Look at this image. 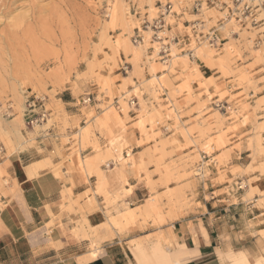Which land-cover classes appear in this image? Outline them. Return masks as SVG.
Instances as JSON below:
<instances>
[{"label": "rangeland", "instance_id": "obj_1", "mask_svg": "<svg viewBox=\"0 0 264 264\" xmlns=\"http://www.w3.org/2000/svg\"><path fill=\"white\" fill-rule=\"evenodd\" d=\"M197 2L18 0L0 17V208L10 186V155L34 146L53 119L66 132L68 116L60 113L57 98L70 92L79 104L89 95L92 101L84 105L96 103L97 113L77 125L62 161L80 173L91 174L93 167L99 175L109 170L110 159L122 167L132 164L150 191L143 205L125 207L101 226L110 239L123 234L118 241L125 242L129 264H192L177 239L179 229L192 228L201 210L206 213L202 203L227 195L225 186L236 178H243L237 194L247 189L245 201L264 212V0H253L254 22L245 25L223 22L220 12ZM168 3L175 13L166 17L170 34L190 36L193 57L174 45L169 56H157L146 22ZM195 24L198 33L217 30V49L194 43ZM137 29L144 30L143 44L134 42ZM24 92L44 100L45 121L32 128L26 125ZM130 113L136 115L142 151L134 156L128 148L125 159L104 155L90 137L112 116L128 119ZM80 141V149L93 148L91 155H80ZM68 142L63 134L61 144ZM240 154L245 167L235 165ZM212 183L223 189L212 194ZM220 214L221 245L210 258L218 264H264V214L248 223L246 234L231 226L241 209Z\"/></svg>", "mask_w": 264, "mask_h": 264}, {"label": "crops", "instance_id": "obj_2", "mask_svg": "<svg viewBox=\"0 0 264 264\" xmlns=\"http://www.w3.org/2000/svg\"><path fill=\"white\" fill-rule=\"evenodd\" d=\"M57 99L61 103L60 113L68 116L66 132L53 119L50 127L36 137L34 146L12 153L8 159L10 186L4 188L6 194L1 198L0 208V264H129L122 245L125 242L118 241L123 234L110 239L109 231L101 226L110 217L124 212L125 207L143 205L150 191L144 181H138L137 169L132 164L122 167L120 160L110 159L109 170L103 168V175H99L93 167L91 174L88 169L80 173L75 165L62 161V151L70 150L77 125L81 126L92 112L97 113V108L96 103L79 104L70 92L61 93ZM135 117L134 113L128 119L123 114L118 119L112 116L108 125L94 131L90 139L98 142L104 155L116 159L121 155L125 159L131 148L135 149L132 152L135 156L143 149L137 145L140 134L132 121ZM118 120L123 126H119ZM63 134L70 139L65 145L61 144ZM110 140L114 144L110 145ZM78 145L81 156L93 153L91 146L82 150L81 141ZM241 155L235 165L245 167ZM242 181L243 178H236L230 186H225L229 187L227 195L212 196L208 204L201 202L209 216L202 209L192 228L183 225L179 229L177 239L192 264H218L210 255L221 245L217 241L224 229L219 224L224 218L220 211L237 214L241 209L243 214L238 215V224L231 226L234 230L241 229L242 234H246L249 222H256L264 214L254 202L245 201L247 189L237 194L242 190ZM98 185L100 193H96ZM210 187L214 188L212 194L223 189L216 183Z\"/></svg>", "mask_w": 264, "mask_h": 264}, {"label": "built area", "instance_id": "obj_3", "mask_svg": "<svg viewBox=\"0 0 264 264\" xmlns=\"http://www.w3.org/2000/svg\"><path fill=\"white\" fill-rule=\"evenodd\" d=\"M259 1L263 2V0ZM252 2L253 0H201V2H197V7L205 5L206 7L217 10L220 12L221 21L223 22L234 20L239 25H245L248 20L250 23L254 22L253 9H255V7L252 6ZM171 8V4L168 3L163 7L158 18H156L152 23L144 21L147 23L146 27H148L152 32V43L158 44L157 56L161 59L169 56L171 46L174 45L180 53H185L189 58L193 57V50L189 48L191 46V37L188 35L182 36L170 34V25L167 23L166 17L169 15H175ZM195 26H197V24L192 26V30H194L192 31L194 43H208L210 47L217 49L219 44H221V39L218 36L217 30L213 29L206 34H202L201 32L198 33ZM142 31L144 30L137 29L134 37L135 43L143 44L144 39L141 33ZM24 97L26 107V125L31 128L40 125L45 121L46 117L43 104L44 100L30 95L27 92H24ZM91 101L92 98L88 95L83 99L82 103L86 104ZM131 104H134V101H132Z\"/></svg>", "mask_w": 264, "mask_h": 264}, {"label": "bare ground", "instance_id": "obj_4", "mask_svg": "<svg viewBox=\"0 0 264 264\" xmlns=\"http://www.w3.org/2000/svg\"><path fill=\"white\" fill-rule=\"evenodd\" d=\"M18 0H0V17L10 14L12 8ZM20 1V0H19ZM32 1V0H31ZM23 4V3H22ZM20 5V4H19ZM23 6V5H22ZM21 7V6H20ZM23 20V19H22ZM16 24V23H15ZM2 32V31H0ZM4 33V32H3ZM146 45V44H145Z\"/></svg>", "mask_w": 264, "mask_h": 264}]
</instances>
